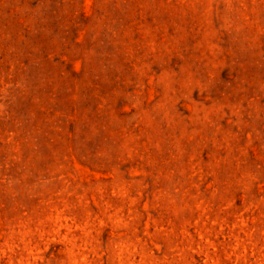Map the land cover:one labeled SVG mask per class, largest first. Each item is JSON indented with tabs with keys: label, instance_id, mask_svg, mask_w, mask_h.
I'll use <instances>...</instances> for the list:
<instances>
[{
	"label": "rangeland",
	"instance_id": "rangeland-1",
	"mask_svg": "<svg viewBox=\"0 0 264 264\" xmlns=\"http://www.w3.org/2000/svg\"><path fill=\"white\" fill-rule=\"evenodd\" d=\"M0 264H264V0H0Z\"/></svg>",
	"mask_w": 264,
	"mask_h": 264
}]
</instances>
